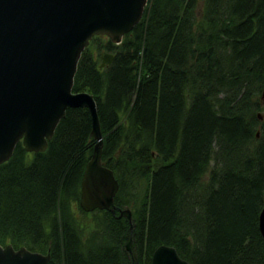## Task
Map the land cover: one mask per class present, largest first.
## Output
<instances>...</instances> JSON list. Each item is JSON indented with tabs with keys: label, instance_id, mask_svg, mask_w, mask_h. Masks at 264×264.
<instances>
[{
	"label": "trees",
	"instance_id": "trees-1",
	"mask_svg": "<svg viewBox=\"0 0 264 264\" xmlns=\"http://www.w3.org/2000/svg\"><path fill=\"white\" fill-rule=\"evenodd\" d=\"M263 88L264 0H147L119 43L91 39L72 86L95 99L115 212L79 205L95 140L89 110L68 107L45 150L18 142L0 164V244L46 264H150L160 244L190 264H264Z\"/></svg>",
	"mask_w": 264,
	"mask_h": 264
},
{
	"label": "water",
	"instance_id": "water-1",
	"mask_svg": "<svg viewBox=\"0 0 264 264\" xmlns=\"http://www.w3.org/2000/svg\"><path fill=\"white\" fill-rule=\"evenodd\" d=\"M147 0H0V164L18 142L28 152L43 151L68 107H86L95 140L81 182L79 205L86 212H115L118 181L102 162V132L95 99L88 91H73L81 52L95 35L119 43L136 25ZM113 58L105 53L100 67ZM264 103V88L261 93ZM259 119L262 114L258 112ZM258 134V133H257ZM132 228L130 208L118 209ZM264 237V207L259 213ZM126 249L137 260L130 241ZM49 253L0 244V264H46ZM150 264H190L176 248L158 245Z\"/></svg>",
	"mask_w": 264,
	"mask_h": 264
},
{
	"label": "bare ground",
	"instance_id": "bare-ground-1",
	"mask_svg": "<svg viewBox=\"0 0 264 264\" xmlns=\"http://www.w3.org/2000/svg\"><path fill=\"white\" fill-rule=\"evenodd\" d=\"M111 41V40H110ZM112 42V41H111ZM84 50V49H83ZM82 53V52H81ZM105 53H108V52H102L101 54H100V57H99V59H100V63H101V60L103 59V55L105 54ZM80 58V57H79ZM79 61V60H78ZM106 65V64H105ZM99 66H100V64H99ZM104 66V65H103ZM102 67V66H101ZM90 93V92H89ZM131 225H132V221H131ZM129 228H130V222H129ZM258 228H259V215H258ZM131 229V228H130Z\"/></svg>",
	"mask_w": 264,
	"mask_h": 264
},
{
	"label": "rangeland",
	"instance_id": "rangeland-1",
	"mask_svg": "<svg viewBox=\"0 0 264 264\" xmlns=\"http://www.w3.org/2000/svg\"><path fill=\"white\" fill-rule=\"evenodd\" d=\"M95 36L103 37L102 35H95ZM95 36H93V37H95ZM93 37H92V38H93ZM92 38H91V39H92ZM91 39L89 40V42L91 41ZM89 42H88V44H89ZM87 46H88V45H87ZM142 188H143V187H142ZM74 209H75V207H74ZM130 210H131V209H130Z\"/></svg>",
	"mask_w": 264,
	"mask_h": 264
}]
</instances>
